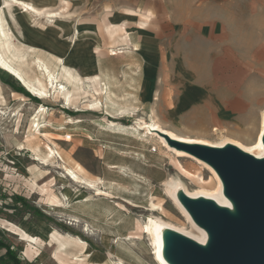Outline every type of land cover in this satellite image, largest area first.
<instances>
[{"label":"rangeland","instance_id":"1","mask_svg":"<svg viewBox=\"0 0 264 264\" xmlns=\"http://www.w3.org/2000/svg\"><path fill=\"white\" fill-rule=\"evenodd\" d=\"M126 1L129 0H114L121 6ZM158 1L164 4V0ZM176 1L185 17L195 9L197 19L210 15L215 20L222 19L223 26L216 27L217 36L214 37L219 55L234 54L237 65L249 66V72L237 74L238 90L242 92V101H256L251 109L245 107L234 125L213 129L199 138L214 145L233 141L251 148L259 135L260 117L262 120L264 113V0ZM22 2L32 4L39 14L24 5L14 8L12 0H0L1 26L7 35L5 39L0 33V56L7 55L30 78L38 77L33 60L39 57L53 70H58L59 82L66 87L62 93H54L48 87V96L41 100L0 68V241L11 248L20 264H116L114 257L125 264H156L153 247L147 235L141 232L144 223L151 218L197 236V231L170 194L177 197L184 189L193 195L201 190L211 191L216 188L215 178L202 165L169 154L154 136L139 128L134 131L138 119L143 123L149 121L133 101H122V93L128 91H117L115 86L102 82L108 91L107 98L101 99L102 106H97L94 112L84 110L82 106L86 105L90 95L78 94L71 89L72 86L61 77V69L57 68L55 60L62 59L72 70L80 64L83 74H78L81 77L96 74L92 73L95 60L92 50L86 57L83 50H77L86 44L83 39L88 37L82 26L65 25L70 0H59L60 4L57 0ZM89 2L97 4L98 0ZM5 4H10V8ZM160 30L163 31V27ZM9 47L21 58L12 56ZM113 66L117 64L113 63ZM45 78V75L39 76L42 82ZM39 107L45 111L37 118L34 112ZM118 107L126 112L118 113ZM37 119L42 128L36 134V144L41 153L52 152L55 157L47 167L40 164L39 153L27 142L29 131L35 130L33 121ZM164 127L167 129V125ZM68 136L71 138L67 141ZM54 149L62 160L57 158ZM77 164L85 173L79 172ZM35 165L50 175L35 182L33 179L38 177ZM110 165L124 168L114 170L109 168ZM69 170L89 181L102 178V191L111 195L99 196L83 191V196H92L94 201L70 203L62 208L59 199L64 182L58 175L68 176ZM169 178L175 181L177 189L163 186ZM65 185L71 191L80 190L71 181ZM73 217L78 223L72 222ZM85 226L89 227V232L84 231ZM107 234L117 239L115 248L106 242ZM53 235L89 247L85 258L79 257L84 259L83 263L56 253L51 242ZM70 248L77 252L74 245ZM4 253L0 249V264H11L5 260Z\"/></svg>","mask_w":264,"mask_h":264},{"label":"crops","instance_id":"2","mask_svg":"<svg viewBox=\"0 0 264 264\" xmlns=\"http://www.w3.org/2000/svg\"><path fill=\"white\" fill-rule=\"evenodd\" d=\"M67 13L65 25L80 24L88 36L77 50L84 57L92 50V73L128 91L122 101H133L147 121L177 137L207 142L199 137L234 125L245 107L255 105L242 101L238 90L237 74L249 66L237 65L234 54L219 55L214 37L223 26L220 18L197 19L195 9L185 17L176 0H129L122 6L114 0H70ZM74 71L83 74L80 64ZM260 127L261 117L258 133Z\"/></svg>","mask_w":264,"mask_h":264},{"label":"bare ground","instance_id":"3","mask_svg":"<svg viewBox=\"0 0 264 264\" xmlns=\"http://www.w3.org/2000/svg\"><path fill=\"white\" fill-rule=\"evenodd\" d=\"M12 3H13L12 6L16 9H18L19 6L22 7L24 5L26 7H29L30 10H34L37 12V10L35 9V7L32 4L22 2V0H12ZM5 6H6V4H5ZM10 6L11 5L8 4L6 7L10 8ZM48 18H51V16H49ZM1 25H3V24H1V18H0V33H2L3 37L6 39L7 35H6L5 31L2 29ZM0 41H1V39H0ZM8 49H9V52L13 54V52L10 51V47ZM15 54H17V53H15ZM18 55L13 54L12 56L16 57V59L21 58ZM55 60L57 63L56 64L57 68L61 69V72H62L61 77L66 81V83L68 85L72 86L71 89L78 92V94L81 93V94L86 95V96H87V94L90 95V97L87 96L88 99L86 100V105L82 106V108L86 111L94 112L96 110L97 106L101 107L102 106L101 99L107 98L108 91L106 88L103 87V84L100 80L99 75L96 73L94 76L81 77L76 71L72 70L68 66H65L62 59L55 58ZM33 64H34V66L38 72V77L30 78V77H27L25 75V73L19 67H17L15 64H13V61L7 55L6 56H0V68L6 74L10 75L16 81H18L19 84L22 85V87H24L29 93H31L32 96H34L38 99L44 100L45 97L48 96L47 95L48 94V91H47L48 87H50V89L54 93H60V92L62 93V91H64L66 86L62 85L59 82L58 70L57 71L53 70L48 64H46L44 62V60H42L39 57H36L33 60ZM55 68H56V66H55ZM44 75L46 76L45 82H42L39 79V76H44ZM85 88H89L90 90L86 91ZM94 97H96V98H94ZM117 105H119V104H117ZM68 106L69 107L71 106L70 102H68ZM88 108H91V109L89 110ZM37 109L38 110L35 111L34 114H35V117L39 118V117L43 116L45 109L43 107H39ZM117 111H119L118 113L122 114V113L126 112V109L118 107ZM154 122L151 120V122L143 123V121L141 119H138L135 122L136 126L133 125L134 126L133 130L137 132V129L139 128V129L145 131L144 133H148L149 135L154 136L155 138L158 139V142L161 144V147L165 148L169 154L174 155L175 157L188 158V159L194 161L195 163L202 165L203 168H205L206 170L211 172V174L213 175V177L216 180V188H214L211 191H202L201 190L200 193H196L193 195L192 193H189L188 191H186L184 189V193L188 197L193 198V199H196V198H198V196H201L204 199L213 200L220 207L231 208V204H230L229 200L223 194V186H222L221 180L219 179L218 175L213 170V168H211L207 163H205V162L195 158L194 156L190 155L189 153L182 151V150H177L176 148L170 146L168 144V142L165 140V138L162 137L161 135H159L158 133L165 134L170 139H173V140L181 142V143H187V144H200V145H206V146L215 147V148H222L227 144H231V145H234L235 147L239 148L243 152L248 153V154L254 156L255 158L260 159V158L264 157V145L262 144V141H261V138L263 135V130H264V128H263L264 127V113L262 115L261 128H260V132L258 133L259 135L256 138V141L251 148H246V147L240 145L239 143H236L233 141L232 142L223 141L219 145H214V144L204 142V141H198V140H192V139H183V138L175 136L174 134H172L166 130L161 129V127ZM33 124H35V130L29 131V134L27 136V142H28L29 146H32L34 148L35 152L39 153L38 159L40 161V164L44 165V167H47L48 166L47 163L49 161L54 162L55 157H54L52 152H49V153H41L40 152L39 147L36 144L38 141V135H36V134L39 131L38 129L42 128V127H40V125H42V124H40L38 119L33 121ZM33 124H32L31 129L33 128ZM54 150H55V155L57 156V158L62 160L58 151L56 149H54ZM34 167H36L35 170L38 173L37 179H33L35 182L38 180H43L45 175H47V176L50 175L49 173H44L41 170H39V168H37L36 165ZM118 167H121V166H117V165H110L109 166L110 169H114V170L118 169ZM121 168H124V167H121ZM77 169L79 170V172L85 173V171L83 170V168L79 164H77ZM67 175L68 176H66L64 174L58 175V178H60L64 182V184L62 185L63 186V192L61 193V197L59 199L62 208H65L70 203L80 204V203H89L91 201H94V198L92 196H83V194H82L83 191H88L89 193H95V194H98L99 196L100 195L101 196H110L111 195V193L105 192L106 190L102 191V188L104 187L102 178H98L95 181H89V180L83 178L81 175L79 176L77 174V172L74 170H69ZM70 181L77 184L78 187L80 188V190L71 191L70 189L66 188L68 186H66L65 184L66 183L70 184ZM137 183H138V181H137ZM120 186H122V185H120ZM163 186L168 187V188L177 189V185L172 178H169V180L166 183H164ZM170 195H171L175 205L177 206V208L183 213V215L189 221L191 227L197 231L198 235L194 237V236H192V234L186 233L184 230H178L177 228H175L171 224H168V223H165L162 221L157 222L156 220H153L151 218H149V219L147 218L148 220H147V222L144 223V226L141 228V232L145 233L147 235V237L150 241V244L153 247V250H154L153 256H154V261L156 262V264H169L163 255V247H164L163 234L167 229L174 231L176 233H179V234H181L187 238H190V239L194 240L195 242L199 243L200 245H205L207 240H208L207 233L202 228L198 227L194 223V221L191 219L188 212L185 210V208L182 206L180 201L175 196V194L171 193ZM112 198H116L119 200V198L115 197V196H113ZM103 199H105V198L103 197ZM122 200H123V198H122ZM123 202L127 203L130 206H133L130 202H127V201H123ZM151 206L154 207L155 205L151 204ZM48 207H50V206H48ZM123 207H125V206L123 205ZM72 222L78 223L77 218L73 217ZM160 222H162V224H160ZM136 229H137V227H136ZM134 230H135V228H134ZM84 231L89 232L90 231L89 227L85 226ZM129 232L133 233V231H129ZM52 237H53V240L51 242L55 245L56 253H58L59 255L70 256L71 261L83 263L84 259H79V257H83L84 254H87L89 247H81L75 243L69 242V241H67L61 237H58V236L53 235ZM105 237L108 239L106 242H110L112 247L115 248V243H116L117 239H115V237H112L111 234L110 235L107 234V235H105ZM129 240L131 243L132 239H129ZM132 244H133V242H132ZM73 245L76 247V250H77L76 253L81 254L80 256H77V254L75 252H73V250L71 248L68 249L69 247H71ZM83 258H85V257H83ZM114 258L117 260L116 264H125L120 258H117V257H114ZM97 260L100 262V259H97Z\"/></svg>","mask_w":264,"mask_h":264},{"label":"water","instance_id":"4","mask_svg":"<svg viewBox=\"0 0 264 264\" xmlns=\"http://www.w3.org/2000/svg\"><path fill=\"white\" fill-rule=\"evenodd\" d=\"M264 128V127H263ZM168 144L207 163L218 175L231 208L213 200H178L208 236L205 245L167 229L163 255L169 264H264V157L255 158L234 145L215 148L187 144L158 133ZM264 145V130L261 138Z\"/></svg>","mask_w":264,"mask_h":264},{"label":"trees","instance_id":"5","mask_svg":"<svg viewBox=\"0 0 264 264\" xmlns=\"http://www.w3.org/2000/svg\"><path fill=\"white\" fill-rule=\"evenodd\" d=\"M0 249L5 251V260L11 264H20L18 257L14 254L9 246L0 241Z\"/></svg>","mask_w":264,"mask_h":264},{"label":"built area","instance_id":"6","mask_svg":"<svg viewBox=\"0 0 264 264\" xmlns=\"http://www.w3.org/2000/svg\"><path fill=\"white\" fill-rule=\"evenodd\" d=\"M69 138H71V137H70V136H68V137H66V139H65V140H67V141H68V140H70Z\"/></svg>","mask_w":264,"mask_h":264}]
</instances>
